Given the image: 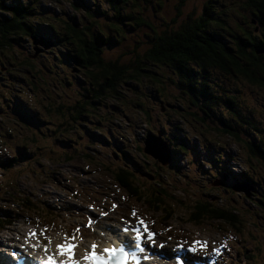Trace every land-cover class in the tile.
I'll list each match as a JSON object with an SVG mask.
<instances>
[{"label": "rangeland", "instance_id": "374dc122", "mask_svg": "<svg viewBox=\"0 0 264 264\" xmlns=\"http://www.w3.org/2000/svg\"><path fill=\"white\" fill-rule=\"evenodd\" d=\"M20 1L32 6V23L38 26L40 35L15 46L17 66L30 59L35 62L36 71L43 70L49 80L60 79L63 83L59 82L57 92L49 94L47 85L35 93L20 82H12L4 94L8 99L0 98V104L6 106V101H19L16 97L19 91V95L23 93V102L36 109L42 128L39 132L30 123L28 129L19 121L14 123L17 115L12 113V107L5 112V120L9 121L4 122L0 117V261L9 264L12 250L18 252L16 258L23 256V261H27L32 243H37L34 239L25 242L33 229L39 234L47 226L49 248L55 251V244L62 243L65 235L71 237L73 230L79 228L75 241V255L79 258L93 243L101 251L120 241L111 228L134 227L137 218H143L156 235L154 243L146 249L149 259L141 264H177L173 262L177 256L187 264L197 261L264 264V165L250 158L244 145L222 133L221 123L229 122L244 140L264 138V90L217 69H198L206 75L216 95L224 99L233 96L236 108L244 117L238 120L223 102L202 111L190 105L189 97L172 84L175 76L168 67L142 61L141 67L149 73L143 72L144 78L138 84L127 82L121 88L120 100L113 97L92 104L86 100L84 103L89 105L84 104L88 105L84 114L75 120L70 118L60 128L59 117L47 113L43 105L51 102L73 105L83 95L84 85L79 82L77 68L64 57L66 47L52 44L48 18L52 17L57 27L62 26L58 19H65L110 36L111 45L105 49L104 58L125 64L144 59L151 47L150 31L131 27L123 32L115 31L113 25L117 26V20L106 0H42L36 4L32 0ZM162 2L161 5L156 1L152 5L139 4L156 32L199 18L207 21L214 18L208 21L209 26L210 22L215 26L221 22L237 32L240 25L249 29L245 26L249 11L248 7L244 8L245 0H184L181 6L180 0ZM133 10L131 5L122 8L124 13ZM4 60L7 61L6 56ZM3 72L8 74L7 79L14 78ZM200 78L195 77L196 81ZM158 80L163 82V87L158 85ZM164 104H177L180 109L177 106L176 110L163 109ZM26 129L34 131L35 136L28 137L30 132ZM161 131L162 139L167 145L170 141L172 149L178 150L182 145L188 148L177 155L173 165L163 166L144 152L147 135L159 136ZM26 138L33 139L34 146H27ZM160 149H165L163 144ZM67 157L72 160L67 161ZM218 157V163H208L210 158ZM7 162L13 165L5 167ZM121 170L135 177L130 183L139 188L141 197L161 198L165 211L157 212L146 202L131 198L115 177ZM245 177L251 179V186L242 182ZM27 199L36 209L24 208ZM216 202L220 207L236 210L241 223L237 226L239 230L207 216L200 223L192 219L197 204L215 207ZM169 213L172 217L166 221ZM90 219L91 228L86 227ZM13 234L15 239L11 237ZM121 235L131 239L134 233L121 231ZM195 241H205L207 247L188 251ZM41 243L44 246L48 241L40 238L41 250L38 247L35 250L38 254H44ZM214 248L220 249L219 254Z\"/></svg>", "mask_w": 264, "mask_h": 264}, {"label": "trees", "instance_id": "16d2710c", "mask_svg": "<svg viewBox=\"0 0 264 264\" xmlns=\"http://www.w3.org/2000/svg\"><path fill=\"white\" fill-rule=\"evenodd\" d=\"M1 1L0 66L2 70H0V79L1 81L7 80V83L3 84L2 81L0 98L5 99L6 96L4 94L12 82H20L22 85L30 87L29 90L35 93L40 90L41 86L45 85L50 90L47 93L57 92V89L61 85L59 82L63 83V80L59 79V81L57 80L58 82L56 79L49 80L48 75L43 70L36 71L34 61L24 59L26 63L23 66H17L18 59L15 58L17 55L15 53V46L21 43L23 44L25 40L30 41L35 35H40L38 33V26L32 23V6L23 4L20 0L15 4H6L4 0ZM40 1L42 0H32L34 4ZM106 1L113 10L115 19L117 20V26L113 25V29L123 32L126 27H131L134 30L145 28L150 31V38H148L151 47L145 52L143 60L139 58L141 61L134 59L133 62L125 64L124 62L119 63L117 61L106 60L104 58V51L111 45L110 36H106L102 32L92 31L83 23L78 24L65 19H58L62 26L59 25L57 27V23H55L53 18H48V20H51V23L49 22L47 26L53 34L51 36L53 37L52 44L58 43L60 46L66 47V50L63 51L65 54L64 57L66 56L68 58L67 61L73 67L77 68L81 76L79 82H82L84 85L83 95L73 105L52 102L43 105L47 113L55 114L59 117L61 120L60 128H64V125L70 118L75 120L84 114L85 108L89 105L88 102L84 103L86 100H89L90 104L113 97V99L120 100L122 98L121 88L127 82L138 84L144 78L143 72L149 73L148 70L141 67L142 61L145 64L150 63L154 66L164 65L168 67L175 76V81L172 84L180 88L183 94L189 97L190 105L202 111L203 108L207 109L208 107L217 105L219 102H223L233 111V117H236L238 120H241V118L244 119L241 111L235 106L236 102L233 96H228L227 99H224L219 97L218 94L216 95L217 92L211 88L210 83L205 78L206 75L200 73L198 69H217L225 75L245 80L247 84L256 87V89L264 90V0H245L246 7L244 8L248 7L249 10H247L248 13L245 16L247 23L245 26H248L249 29L240 25L238 32L232 30L230 27H226L221 22H218L216 26L210 22L209 26L208 21H213L214 18H210L208 21L205 18H199L197 20L189 19L178 27L171 26L168 30V26H166V29L164 28V30L162 29L156 32L146 14L140 11L141 7L139 4L152 5L156 1L161 5L163 0ZM183 3L184 0H180V6ZM130 5L134 8L133 11L122 12V8ZM209 27H212V29L209 30ZM45 38L51 39L48 36H45ZM9 55L12 57H9ZM4 56L7 57V61L4 60ZM10 59H12V62H16L14 64L12 62L9 63ZM7 66L8 68H4ZM3 71H7L14 78H10V76V80L7 79L8 74L6 75ZM195 77L201 78L199 81H196ZM158 83L159 86L163 87L161 80H158ZM19 92L16 95L19 101L13 103H11L12 101H6V106L0 104L1 119L4 122L9 121L5 120V112L8 111L9 107H12V113L17 115V120H13L14 123L19 121L27 129L28 127L30 128V123L33 128H37L39 132L42 131L40 123L38 122L39 118L36 117V109L33 105L24 103L23 93L19 95ZM84 104L88 105L85 106ZM164 105L162 106L163 109L167 107L168 109L176 110V106L180 109L177 104L176 106ZM206 117H208L207 114ZM204 119L202 118L200 120L204 121ZM221 123L223 125L222 133L228 137H232L237 144L244 145L250 158L264 165V138L259 137L258 139L249 138L244 140L238 134L236 128L232 127L229 122L222 121ZM246 123L250 124L249 121ZM26 132L30 131L27 130ZM30 134L28 137H33L36 133L33 131ZM25 140H27L25 141L27 146H34L32 145L35 142L33 139L26 138ZM168 147L171 156L170 163L172 165V162L177 159V155L186 152L188 149L183 145L178 150L172 149L170 141H168ZM88 155L86 154L85 157H88ZM66 160L71 161L72 158L67 157ZM218 160H220L219 157L210 158L208 163H218ZM12 165L13 162H7L5 167ZM232 174L238 176L234 172ZM115 177L120 183V186L127 191V194L131 198L146 202L149 208L155 209L157 212L165 211L166 206L162 205L161 198L155 196L153 199L140 196L139 188L135 184L132 185L130 183V179L135 178L131 172L121 170L115 174ZM232 177L234 178V176ZM235 181L238 182L237 178H235ZM243 181L246 185H252L251 179L248 177H245ZM242 182L239 181V183ZM219 204V202H216L215 207L197 204L192 219L196 223H200V219L207 216L211 220L225 222L236 230H239L237 226H240L241 223L236 210L220 207ZM23 205L27 210L36 209V206L31 204L28 199ZM171 217L169 213L166 221L170 220Z\"/></svg>", "mask_w": 264, "mask_h": 264}, {"label": "snow or ice", "instance_id": "6c2138e0", "mask_svg": "<svg viewBox=\"0 0 264 264\" xmlns=\"http://www.w3.org/2000/svg\"><path fill=\"white\" fill-rule=\"evenodd\" d=\"M132 215L135 217V210H133ZM92 219L89 220L86 227L91 228ZM47 226L45 229L41 230L38 234L36 230H30L26 237V243L29 239H34L37 241L36 244H32L31 247L35 250L39 246V240L42 237L44 240L48 241V244L43 246L44 255L42 257L34 258L32 260L21 261L16 259L18 252L16 250L11 251V264H141L142 260L149 259L146 253V249L150 248L154 243V236L156 235L151 230H149L147 223L143 218H137L134 227H124L122 230L111 228L112 231L118 239H120V244L118 246L105 247L101 251H97L98 245L93 243L89 249H86L83 256L77 258L75 255V249L77 247L76 233L79 228L73 230V235L71 237L65 235L62 243H58L55 246V252H51L49 245L51 243V238L45 235ZM132 231L134 236L129 239L126 236L121 235ZM186 243V242H185ZM179 246V245H178ZM207 242L205 241H195L193 245L189 246L188 251L196 252L197 248H206ZM214 252L219 254L220 249L214 248ZM63 257V259H60ZM177 264H182L179 256L176 257ZM3 264V261H0ZM196 264H200L197 261Z\"/></svg>", "mask_w": 264, "mask_h": 264}, {"label": "water", "instance_id": "95a60500", "mask_svg": "<svg viewBox=\"0 0 264 264\" xmlns=\"http://www.w3.org/2000/svg\"><path fill=\"white\" fill-rule=\"evenodd\" d=\"M158 134L159 136H155L153 134L147 135L144 141V144H145L144 152L145 154L152 156L154 159L159 161V163H161L163 166H167L171 162L170 150H169L167 143L162 139V133L159 132ZM162 144L165 147V149L163 150L160 149V146ZM165 151L167 153H165Z\"/></svg>", "mask_w": 264, "mask_h": 264}, {"label": "bare ground", "instance_id": "6f19581e", "mask_svg": "<svg viewBox=\"0 0 264 264\" xmlns=\"http://www.w3.org/2000/svg\"><path fill=\"white\" fill-rule=\"evenodd\" d=\"M98 229V228H97ZM28 233V232H27ZM115 235V234H114ZM16 236V234H13V236H11L12 238H14ZM124 236V235H123ZM10 237V238H11ZM9 238V239H10ZM15 239V238H14ZM33 241V240H32ZM21 243V242H20ZM78 243V242H77ZM33 244V243H32ZM120 244V241H115L114 242V244H113V246H118ZM56 245V244H55ZM55 245L53 246V247H55ZM106 246V245H105ZM41 247L43 248V244L41 243ZM15 248H17V246H15ZM38 249H40L39 248V246H38ZM37 249V250H38ZM55 249V248H54ZM36 250V249H35ZM35 250H32V251H30L31 253V255L29 256V255H27V257H26V260H32V259H34V258H38V257H42L44 254L43 253H37ZM41 250V249H40ZM51 252H55L54 250L53 251H51ZM76 252V251H75ZM84 252V250L82 251V253ZM79 253H81V252H79ZM78 253V254H79ZM84 254V253H83ZM82 254V255H83ZM25 255V254H24ZM81 257V256H80ZM79 257V258H80ZM8 259H9V264H11V256L10 257H8ZM16 259H21V261H23L24 259H23V256L21 257V258H16ZM60 259H63V257H61ZM183 260H181V262H182ZM173 262H175L176 263V259L175 260H173ZM144 263V262H143ZM113 264H115V261H113Z\"/></svg>", "mask_w": 264, "mask_h": 264}]
</instances>
